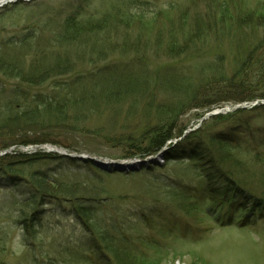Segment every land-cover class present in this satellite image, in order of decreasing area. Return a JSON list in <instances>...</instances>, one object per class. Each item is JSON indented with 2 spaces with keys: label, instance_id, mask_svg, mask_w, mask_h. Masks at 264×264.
I'll return each instance as SVG.
<instances>
[{
  "label": "rangeland",
  "instance_id": "1",
  "mask_svg": "<svg viewBox=\"0 0 264 264\" xmlns=\"http://www.w3.org/2000/svg\"><path fill=\"white\" fill-rule=\"evenodd\" d=\"M6 1L8 3L0 6V58L18 63L25 76L39 70L41 65L51 66L61 50L36 53V41L27 47L15 44L29 36L49 42L58 31L61 19L71 17L84 0ZM87 1L85 11L99 17L117 7H125L124 2L129 0ZM131 1L137 5L135 13L140 6L144 10L145 40L132 36L133 30L143 29L140 25L134 26L131 38L140 42V51L149 53L147 68L152 73L171 70L180 75V80L167 77L175 82L172 94L159 90L155 84L151 89L140 87L141 99H129L114 111L100 108L90 117L87 127L99 130L102 137L88 135L82 139L81 135L71 137L50 131L47 132L50 138L61 145L14 144L2 149L3 145H9L7 138L12 135L1 133L0 151L4 152L1 158L12 157L6 162L7 167L18 168L22 174L6 172L0 175V264H264V218L248 220L238 204L230 208L210 195L196 167L182 160L175 151L178 144L203 128L208 134L221 131L233 134V139L239 141V132L230 129L235 124L232 118L224 121L210 117L197 129L206 114L219 108L207 112L194 107L205 100L181 106L189 97L200 94L198 87L204 86L202 78H211L209 83H213L220 81L218 74L229 77L238 68L243 53L250 51L251 38L246 37L245 43L240 35L252 33L244 28L249 25L245 24L246 15L263 13L264 0ZM221 7L230 11L231 20L216 18L221 15ZM90 22L98 24L99 19ZM198 25L204 29L209 25L208 37L192 43L189 38H195L200 29ZM91 42L95 41L84 44L80 41L74 48L67 47L65 53H74L76 49L79 52L80 47L85 48L82 53L89 52L94 45ZM167 42L176 45L168 47ZM112 46L118 51L117 43ZM129 62L121 56L115 59L117 68ZM226 77L219 85L209 88L226 85ZM142 78L143 75L139 76ZM19 88L33 92L42 90L0 73V117L5 96L11 97ZM252 103L262 104L264 99L227 104L222 109L240 106L250 110L247 108ZM169 108H182L170 124L173 137L153 151L145 150L148 144L138 143L143 149L140 150L133 140H138L136 136L146 129L147 132L158 126L161 115L165 116ZM44 116L45 113L37 117L40 121ZM42 120L47 122L46 118ZM253 128L254 136H241L242 147H250L264 157L261 146L264 119L254 121ZM103 136L110 140L105 141ZM41 138L47 136L27 132L14 140ZM74 145L81 148H72ZM51 148L55 149L54 153L49 151ZM34 154L60 157L66 154L104 162H135V165L152 160L156 163L135 168V172L107 173L92 161L87 163L78 158L72 164L68 159L61 163L52 160L30 162L27 157ZM254 156L243 154L233 161L217 155L226 171L247 181L261 179L257 165L254 170L242 165ZM2 165L0 161V171ZM38 177L47 179L42 183L43 189L37 184ZM58 199L61 200L57 202ZM70 204L82 205L92 214L94 222L87 223L89 226L81 222L72 214ZM115 247L121 251L116 252ZM122 250H127L128 255Z\"/></svg>",
  "mask_w": 264,
  "mask_h": 264
},
{
  "label": "trees",
  "instance_id": "2",
  "mask_svg": "<svg viewBox=\"0 0 264 264\" xmlns=\"http://www.w3.org/2000/svg\"><path fill=\"white\" fill-rule=\"evenodd\" d=\"M87 2L84 0L79 3L75 13L68 19L63 21L61 19L58 31L53 34L49 42L44 43L41 39L38 40V36H29L15 44L27 47L36 43V53H46L50 49L53 51L61 50L62 53L52 60L51 66H47L48 64L41 65L39 70H34L25 76L18 63L0 58V73L9 78L21 79L32 88H42L39 92L24 91L19 88V91H16L12 96L10 95L11 97L5 96L4 110L0 117V135L3 132L4 135L11 134L12 136L7 138L9 142L6 144L9 145H3L2 149L14 144L52 143L61 145L50 138L51 135L48 134L50 131L54 134L62 132L65 136L71 137L81 135L83 136L82 139L88 135L102 137V132L99 130L92 131L91 128L87 127L90 117L99 112L100 108L114 111L129 99H141L138 93L140 87L151 89L153 85L157 84L159 90H164L168 94H172L174 91L175 82L168 80L167 77L170 79L177 77L176 80H180V75L164 69L156 73L149 71L147 68V61L150 59L149 53L140 51V42L136 43V39L131 38L137 36L138 39L145 40L143 34L147 28L144 29L146 24L142 7L140 6V10L135 13L133 10L137 5L129 0L124 2L125 7H117L112 12L96 17L95 14H88L85 11ZM220 9L221 15L216 18L218 20L219 17L231 20L230 11L225 10L224 7ZM246 17L245 24L249 25H245L244 28L250 29L252 33H241L240 35L241 41L245 43H247L246 37L251 38L249 53H243L244 56L242 54L243 57L241 56L242 58L238 62V68L229 77L220 73L217 75L220 81L213 83H209L211 78H202L201 83L204 86L198 87L200 94L192 96V98L189 97L181 107H187L197 100H205L204 103H198L194 107L209 112L227 104H242L264 99V12H259L256 16L247 14ZM95 19H99L98 24L90 22ZM96 25H100V27L98 28ZM136 25H140L144 30L134 31L133 28ZM198 27L200 28V25ZM208 27L209 25L205 29L204 27L200 28L195 38H189V40L193 43L195 39L207 38ZM136 32L139 35H134ZM80 41L82 44L87 43V41L95 42H91L94 45L89 52L82 53L85 48L81 49L80 47L79 52L76 49L74 53H65L67 47L74 48L76 47L74 45H78ZM115 43L118 44L119 53L112 46ZM167 43L168 47L176 45L175 42H173L174 45L171 42ZM167 54L174 55L175 53ZM119 56L128 59L129 64H123L117 68L115 59H118ZM142 75L144 78L139 79V76ZM181 76L184 77L183 73ZM225 77L226 85H221L215 89L209 88L213 84L222 83V79ZM43 89L45 90L43 91ZM190 94L191 92H189ZM153 99L154 96L152 95L151 103H153ZM181 109L169 108L165 116L161 115L158 126L147 132L146 129L136 136L138 140H133L136 142L135 146L143 150L138 145L148 144L146 151L157 150L164 146L173 137L170 124H173L179 116ZM44 113L46 116L42 119L46 118L47 122L42 119L39 121L37 117H41ZM263 116L264 105H259L251 110H238L227 115V117H215L214 119L224 121L232 118L235 124L230 129L239 132V141L233 139V134H226L223 131L218 134H208L203 128L193 132L188 139L178 144L175 150L177 155L183 158L182 160H187L196 167L202 178L201 183L210 195L217 197V200L230 208L238 204L239 210L247 214L248 220L264 218V157L260 153L253 152L250 147H242L241 136L246 138L254 136L255 127L253 128V123L258 119H264ZM27 132L45 134L47 138L15 141L16 138H20L23 133ZM103 137L105 141L110 140V137ZM261 146L264 147V143ZM72 148L78 149L81 146L74 145ZM218 154H222L226 158L230 157L233 161L237 160L236 156L240 157L243 154L255 155L250 162L240 164L250 170L256 169L255 166L257 165L261 179L247 181L240 175L237 178L233 177L226 171L225 167H222L224 163L219 160ZM19 156H21L20 158L25 157V155ZM9 158L12 157L0 159L3 164L0 175H6V172L21 175L22 173L17 170L18 168L10 169L7 167L6 162ZM27 158L30 162L35 163L46 162L47 160L61 163L68 159L46 154H34ZM68 161L70 164L74 162L72 159H68ZM37 179V184L41 187L43 186L42 183L47 180L42 177ZM60 200L58 199L57 202ZM70 205L72 214H75L81 222L84 224L94 222L92 214L82 205ZM87 226L89 225L87 224ZM117 248L115 247V249ZM115 251L120 252L121 250ZM122 252L124 255H128L127 250H122Z\"/></svg>",
  "mask_w": 264,
  "mask_h": 264
},
{
  "label": "water",
  "instance_id": "3",
  "mask_svg": "<svg viewBox=\"0 0 264 264\" xmlns=\"http://www.w3.org/2000/svg\"><path fill=\"white\" fill-rule=\"evenodd\" d=\"M20 1H26L27 2L29 0H20ZM222 113H223L222 111L209 113L204 117V119L202 121H204L210 117L218 116ZM63 155L70 157V158H78L80 160H90L98 168H100L101 170H103L107 173H126L129 170L132 172H135V171H137L138 167H141V166L148 167V163H156V160H152V161H144V162H142L141 165H139V164L135 165V162H132V163H127V162H120L119 163V162H112V161L104 162V161H101L100 159L88 158V157H83V156L82 157H75V156H70V155H66V154H63ZM160 157H162V156H160ZM135 168H137V169H135Z\"/></svg>",
  "mask_w": 264,
  "mask_h": 264
},
{
  "label": "bare ground",
  "instance_id": "4",
  "mask_svg": "<svg viewBox=\"0 0 264 264\" xmlns=\"http://www.w3.org/2000/svg\"><path fill=\"white\" fill-rule=\"evenodd\" d=\"M15 1V0H12ZM7 1L6 0H0V6L4 5Z\"/></svg>",
  "mask_w": 264,
  "mask_h": 264
}]
</instances>
